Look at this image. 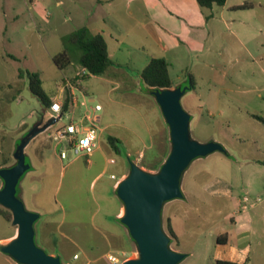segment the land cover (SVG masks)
<instances>
[{
  "label": "rangeland",
  "instance_id": "rangeland-1",
  "mask_svg": "<svg viewBox=\"0 0 264 264\" xmlns=\"http://www.w3.org/2000/svg\"><path fill=\"white\" fill-rule=\"evenodd\" d=\"M155 1L160 7L166 4V0H0V164L17 163L18 146L23 141L30 143L27 136L43 115L44 104L31 91L28 71L40 72L45 92L53 96L72 71L59 69L53 57L63 50L65 35L88 26L104 30L115 60L123 63L127 72L137 75L147 57L164 54L158 37L147 28L159 23L155 19L156 11L150 8ZM245 1L229 0L226 6L201 7L205 14H212L208 18V33L199 43H186L187 48L181 43L170 51L173 79L179 81L190 74L195 78L196 89L182 98L184 108L192 115L191 137L199 142H221L232 155L229 158L217 151L195 159L182 181V189L185 187L189 194L188 202L174 199L164 205L165 224L171 213L180 217L176 225L179 244H170L172 249L176 250L177 246L187 254L180 264H216L217 237L237 228L228 219L235 210L231 199L216 192L224 184L232 189L234 197L240 198V210H244L243 204L247 206V229L238 239L250 244L248 264H264V123L254 116L264 117V0H247L253 6L233 12L236 20L232 23L219 20L223 9L229 12L231 7L239 8ZM230 13L226 16L231 17ZM242 19L245 23H241ZM166 33L169 31L163 28V34ZM110 34L123 42L119 45ZM20 71H24L23 76ZM96 90L97 96L88 106L95 108L97 103L102 104L103 109L98 112L102 124L109 117H125L147 144L151 138L145 122L155 132L168 131L165 146L168 157L170 128L155 97L152 98L154 109L141 103L137 109H113L103 89L97 85ZM137 97L128 98L133 101ZM70 121V115L65 113L46 131L50 135L44 139L48 146L38 147L44 159H35L38 170H28L21 177L17 194L28 210L42 214L35 224L37 244L49 254L60 248L64 263L84 264L82 252L94 255L104 248L103 237L95 225L115 226L113 217L121 199L117 196L108 201L105 188L113 182L112 172L119 177L118 171L127 165L128 157L125 153L112 152L117 163L109 165L92 183L97 170L87 168L85 157L78 156L67 141L62 149L66 157L62 158L55 148L51 134ZM124 131L129 148L139 146L136 135ZM42 137L27 147L29 160ZM75 157L80 158L72 163ZM102 158L99 153L93 156L96 162ZM63 166H67L65 171ZM143 169L157 172L160 167ZM212 182L215 184L206 185ZM3 185L0 177V188ZM245 197L249 201H243ZM105 200L108 209L105 206L98 211V202L104 205ZM0 208L7 209L2 205ZM17 229L13 221L0 215V264H19L1 250ZM75 252L83 255L80 260L74 259ZM117 255L122 264L127 259L138 258L140 253L136 247L134 252ZM107 259L105 256L88 262L104 260L108 264Z\"/></svg>",
  "mask_w": 264,
  "mask_h": 264
},
{
  "label": "crops",
  "instance_id": "crops-1",
  "mask_svg": "<svg viewBox=\"0 0 264 264\" xmlns=\"http://www.w3.org/2000/svg\"><path fill=\"white\" fill-rule=\"evenodd\" d=\"M228 1L229 0H227V2ZM157 2L158 1H155L153 3L154 7L150 6V8L156 11L155 19L156 21L159 20L158 21L159 23H157V26L147 25V28L153 33L154 36L158 37L159 39L158 42L164 51L163 55L155 54L151 57H147L145 60L146 62L139 71V73L137 75H132L130 72L126 71L125 65H123V63L115 60L114 53L110 48V43L107 37L108 36L107 33L104 30H94L90 28L94 33H101L105 36L107 40L110 56L115 63L114 66L109 70V72L105 76H96V75H91L88 71H86L80 66L71 64L65 68L72 70L70 71L71 73H69L66 76L64 82L60 85V87H58L57 91L53 94V96L50 97L51 105L54 101H59L62 103L63 115L65 113H68L70 115L71 121L69 123H77L78 125H83L84 129H87L89 127H95L97 129L98 139H97V147L95 151L90 155H87L85 153H81L82 155L78 154V156H83L87 159V164H88L87 168L89 170H93L95 168L97 170L92 183H95V181L105 171H107L109 165L117 163V160L111 156L112 152L107 144L108 137L115 136L119 140H121L122 142L121 154L125 153L127 155L128 163L127 165H123L118 171L119 177H117V174L115 172L111 173V179H113V182L105 188V191L108 193V197H106L108 201H111L118 196L117 188L120 181L130 173L131 170L130 160L136 162L142 168H147V169H156L158 166L163 164L162 160L163 159L166 160L165 146H166V134L168 133V131L155 132V130L151 128L149 123L145 122L147 126L146 128L148 129L147 131L151 138V142L147 144L145 143V140H143L142 134L133 126L132 123H130L129 121L127 122L125 117L122 116L121 117L116 116L115 118L109 117L102 124V116L98 113L100 110H97L96 107L94 108L92 106L91 107L88 106V102L92 101V99L95 96H97L98 92L96 90V86L99 85L101 89H103V92L107 97L109 104L113 107V109H119V108L137 109L140 103L142 105L146 104L150 109H154L152 107L153 106L152 98L155 96L149 90L147 85H145L142 79V72L144 68L147 66V64L150 62V60L153 57H164L169 63V70L171 74V66H172L171 61H173V59L170 55V51L174 49V47L180 46L181 43H184L186 47L187 46L186 43L194 44L201 42L209 31L208 18L212 14L211 15L205 14V12L202 10L197 0H166L165 2L166 4H164L161 7ZM226 4L223 6H226ZM238 9H248V8L231 7L229 9V12H231L230 13L231 17L230 16L227 17L229 12H227L226 9H223L220 13L219 20L225 23L234 22L236 18L232 16V13L236 12ZM253 20H255L256 23H259L258 20H256V17H254ZM240 21L241 23H245V20L243 19ZM163 28L169 31V33L163 34ZM110 38L113 41L117 42L119 45L123 42L121 39L114 36L113 34L110 36ZM242 42L244 41L242 40ZM251 54L253 55L252 52ZM65 69H61V70H65ZM172 80L174 83L172 88L189 85L191 83L192 86L194 85V88L188 90V92L194 91L196 89L195 78L192 74H190L189 77L187 78H181L179 81L174 80L173 77ZM115 92H117L116 95ZM131 95L133 96L137 95L138 97L136 99H133V101H130L128 97ZM99 104L100 103H97L96 106ZM65 106H66V110H65ZM51 112H52L51 106L46 107L44 105L42 118L38 120V122L34 127L40 125L43 119L44 121L48 120L50 118ZM54 125H52V127H54ZM124 129L130 130L134 135H136V137L140 140L139 146L133 149L129 148L126 138L128 136H126V132L124 131ZM46 133H47L46 131L41 132L30 140L31 143L32 141H36L41 136H43L40 141V144L32 150V153L30 154V160L28 158L29 156L26 153V149L30 145V143L25 148L27 162L31 164V168L29 169L30 172H35L38 170L35 163V159L37 160L41 158L42 160L44 159L43 157L44 155L39 153L38 147L40 145H44L46 147L48 146V144H46L47 141L45 143L44 139L49 137L50 135H47ZM67 144L72 146V144H70L69 142ZM63 146H64V142L63 144L57 141L55 142V148L58 152H61L62 158L67 156V153L62 151ZM96 153H99L101 157H103L101 162L94 161L93 156ZM134 155H137L135 159H133ZM226 156L232 158V155H226ZM79 158L80 157H75L72 163L78 162ZM245 161L246 160H244V163ZM12 164H13L12 162L6 163L4 161L2 164H0V168L8 167ZM66 168L67 166H63L64 171L66 170ZM213 184L215 183L212 182L206 185H213ZM206 185H204V187ZM218 186L220 185L218 184ZM223 186L224 187L219 188V190H216V192L218 193L219 191L221 196L229 197L231 199V202L235 210L228 215V219H230V221L235 226H237V228L233 232H226L225 235L223 236L220 235L217 237L215 259L232 260V261L244 263L249 261L250 259L251 247L250 244H246L238 238H240L241 233L247 229L246 228L247 215L245 214L246 211L240 210V206H239L240 198H236L233 196L232 189L227 184H224ZM183 192L185 196L183 198H179L175 200H179L178 202H183L185 204L188 202L189 194L185 187H183ZM107 200L104 201V205H102L101 202H98L99 203V208L97 209L98 211L100 208L103 210L105 206H106V210L108 209L107 208L108 204L105 203ZM123 211H124V202L121 200L115 212V216L113 217L115 226L111 228H107L106 226L103 227L101 223L99 225H95V230L98 233H100L103 237L102 239L104 241L103 242L104 248L99 253L94 255L88 252H82V254L85 256L84 263L91 260H97L105 256L107 258L110 255L119 257L117 254L124 255L129 252H134L135 248L137 247L136 242L132 238L128 227L126 225L123 226V223L118 220L119 218L121 219ZM167 217L171 218L173 228L178 236L176 225L177 222L180 220L179 215L176 213L173 214L171 213V215ZM61 223L62 222H60L59 225H61ZM16 232L10 238L14 237ZM233 236H234V240L232 239ZM70 240L73 244L78 245L77 241L71 238ZM91 248H94V246H91ZM175 249L177 251L182 252L177 246ZM51 254L61 256L60 248L56 247L55 250L51 251ZM82 254L80 252H75L74 259H76L75 255H79V258H77L76 260H80L83 256Z\"/></svg>",
  "mask_w": 264,
  "mask_h": 264
},
{
  "label": "water",
  "instance_id": "water-1",
  "mask_svg": "<svg viewBox=\"0 0 264 264\" xmlns=\"http://www.w3.org/2000/svg\"><path fill=\"white\" fill-rule=\"evenodd\" d=\"M191 88L190 83L153 91L170 128L171 150L157 172L147 171L130 160V173L118 185V196L125 205L121 221L128 227L140 253L138 258L127 259L122 264H180L187 257L186 253L170 246L171 237L163 228L164 205L185 196L183 177L195 159L217 151L227 152L221 142H199L191 137L192 115L182 104L183 96ZM43 121L30 131L28 142L50 129L57 119ZM27 144L23 141L18 146L16 164L0 168L4 181L0 188V205L12 211L13 224L18 227L15 236L1 246V250L19 264H67L60 255L49 254L37 244L35 224L41 214L28 210L17 194L21 177L31 168L26 159Z\"/></svg>",
  "mask_w": 264,
  "mask_h": 264
},
{
  "label": "trees",
  "instance_id": "trees-1",
  "mask_svg": "<svg viewBox=\"0 0 264 264\" xmlns=\"http://www.w3.org/2000/svg\"><path fill=\"white\" fill-rule=\"evenodd\" d=\"M197 2L201 7L213 8L214 6L225 5L227 0H197ZM252 6L253 4L246 0L239 8H250ZM63 42V50L53 57L54 63L59 69H65L67 66L74 64L87 70L91 75L105 76L115 64L110 56L105 36L101 33H94L88 26H82L70 34L65 35L63 37ZM23 74L24 71H20V76H23ZM27 74L30 78V88L33 94L37 96L46 107L51 106V98L44 90L43 79L40 72L28 71ZM142 79L152 93L156 89L163 90L172 88L174 85L169 70V63L164 57H153L144 68ZM192 88H194V85ZM254 116L264 123V117L259 115ZM107 144L111 152L118 154L122 152V142L117 137L109 136ZM225 154L231 155L229 151ZM159 167H161V165L158 166V168ZM0 215L9 222L13 221V213L10 209L0 208ZM118 220L122 222L120 218ZM163 228L171 237V243L175 242V244L178 245L179 237L173 228L171 218L167 217V224L163 221ZM107 260L109 262L108 264H112L109 259ZM95 264L107 263L101 260ZM216 264H248V261L240 263L232 260L216 259Z\"/></svg>",
  "mask_w": 264,
  "mask_h": 264
},
{
  "label": "built area",
  "instance_id": "built-area-1",
  "mask_svg": "<svg viewBox=\"0 0 264 264\" xmlns=\"http://www.w3.org/2000/svg\"><path fill=\"white\" fill-rule=\"evenodd\" d=\"M96 109L101 110L102 105H97ZM51 110L52 112L50 113V118H55L58 122L63 117L62 103L59 101H54L51 105ZM51 135L57 142L63 144V142L67 141L72 144L73 149L78 154L85 153L90 155L97 147L98 133L95 127L84 129L83 125H78L77 123H68L67 125L56 129ZM259 200H261V198H259ZM243 201H249V198L245 197ZM242 208L245 210L247 208L246 204H243ZM75 258H79V255H75ZM108 259L112 264L121 263V259L114 255H110ZM84 264L90 263L86 262Z\"/></svg>",
  "mask_w": 264,
  "mask_h": 264
},
{
  "label": "bare ground",
  "instance_id": "bare-ground-1",
  "mask_svg": "<svg viewBox=\"0 0 264 264\" xmlns=\"http://www.w3.org/2000/svg\"><path fill=\"white\" fill-rule=\"evenodd\" d=\"M122 215H124V211H123V214Z\"/></svg>",
  "mask_w": 264,
  "mask_h": 264
}]
</instances>
